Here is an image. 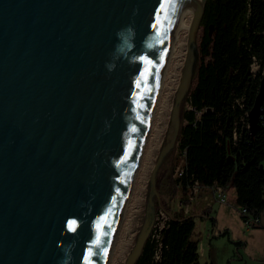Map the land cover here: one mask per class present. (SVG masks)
Instances as JSON below:
<instances>
[{
    "label": "water",
    "instance_id": "1",
    "mask_svg": "<svg viewBox=\"0 0 264 264\" xmlns=\"http://www.w3.org/2000/svg\"><path fill=\"white\" fill-rule=\"evenodd\" d=\"M181 3L0 0V264H104ZM203 3L186 26L172 129L123 264L152 223L155 173L178 132ZM263 95L264 72L250 130Z\"/></svg>",
    "mask_w": 264,
    "mask_h": 264
},
{
    "label": "trees",
    "instance_id": "2",
    "mask_svg": "<svg viewBox=\"0 0 264 264\" xmlns=\"http://www.w3.org/2000/svg\"><path fill=\"white\" fill-rule=\"evenodd\" d=\"M199 26V52L208 59L196 64L189 108L179 110L175 138L184 174L156 178L155 173L153 197L161 181L172 197L177 188L184 192L192 177L202 185L231 186L239 207L264 213V95L255 127L248 124L264 72V0H204ZM158 207L168 216L160 264H198L193 217L187 210L170 212L153 199L154 212ZM151 252L145 239L133 264H150Z\"/></svg>",
    "mask_w": 264,
    "mask_h": 264
},
{
    "label": "rangeland",
    "instance_id": "3",
    "mask_svg": "<svg viewBox=\"0 0 264 264\" xmlns=\"http://www.w3.org/2000/svg\"><path fill=\"white\" fill-rule=\"evenodd\" d=\"M200 35L201 26H198L195 34L196 64L208 59V56H202L199 52L198 42ZM182 58L183 55L171 60L172 63L170 65L172 69H170V72L173 76L169 78L168 88L163 91L164 96H162L164 99L168 96L166 110H164L165 113L162 114L159 120L155 119L152 121V129L147 133L146 143L148 146L145 143L142 151L139 148L141 162L137 166L138 171L136 170L135 182L133 180L130 185L132 186L134 183L133 188L130 187L132 191L127 190V194L129 192L128 199L126 200L128 205L126 204L127 208L125 207L123 212L124 217H122V224L117 235V237L121 235L122 238L124 237V240L126 239L122 256L117 262L113 263L109 261L108 264H123L142 223L146 202L147 178L160 146L167 142L172 129L171 106L175 89L178 88L181 79ZM175 60L176 62L178 61L177 65ZM251 68L254 72L258 71L257 64H252ZM194 83L195 75L193 74L189 88L180 104L181 109L189 108L186 98L192 90ZM176 144L177 142L172 144L171 150L161 160L156 170V178L166 172L169 173L171 178H174L175 172L183 165V154L176 149ZM177 189V194L171 197L164 180L161 181L157 188V196L153 197L154 203L158 201L169 211H175L177 208L182 211L187 210L189 215L193 217V237L197 239L198 264H264V233H262L264 229L245 226L238 213L239 206L230 192L227 193L225 202L216 201L209 195V191H207V193H202L185 204L183 200L184 193L179 188ZM211 219L214 220L213 223ZM223 231H226V233H223Z\"/></svg>",
    "mask_w": 264,
    "mask_h": 264
},
{
    "label": "bare ground",
    "instance_id": "4",
    "mask_svg": "<svg viewBox=\"0 0 264 264\" xmlns=\"http://www.w3.org/2000/svg\"><path fill=\"white\" fill-rule=\"evenodd\" d=\"M196 2H197V0H182L181 7H180L179 13L177 15V19H176V21H175V23H174V25L172 27V31H171V34H170L168 48H167V53H166V58H165V63H164V68H163L161 77H160V79L158 81V84H157V86L155 88L153 101H152V104H151V106L149 108L147 124H146L145 130H144V133L142 135L141 141H140V146H139L140 151H142V147L146 143L147 133L149 132L150 129H152L151 128L153 126L152 125V121L155 120V119L159 120L162 117V114L165 113L164 110H166L165 108L167 106V99H168L167 97L168 96L166 97V99H164V97H162V96H164L163 95V91L166 88H168L167 85L169 83V81H168L169 78L171 76H173V75H171V72H170V69H172V67L170 65L172 63L171 60L172 59H176L177 57H181L183 55V53H184V33H185L187 23L189 21V18H190L191 14H192V11H193V9L195 7ZM175 62H176V60H175ZM177 62H176V65H177ZM174 86H175V84H174ZM180 86H182V79H180L178 88ZM146 145H147V143H146ZM139 162H141V161H140V152H139V149H138L137 162L132 167V170H131V173H130V179L131 180L129 179V186H128L129 189L127 188V190H129V191H132V189L130 187H132L134 185V183H133L132 186H130V185L132 184V182H133V180H134V178L136 176V173L138 171L137 170L138 169L137 166H139L138 165ZM132 171H133V173H132ZM139 174H140V172H139ZM134 182H135V180H134ZM127 190H126V193L124 195V198H123L121 206H120V210H119V213H118V216H117V220H116V223H115V226H114V230H113V234H112L111 240H110L109 245L107 247L104 264H108L109 261H111L113 263L117 262L121 258L122 252H123V248H124V246L126 244L125 243L126 239L124 240V237L122 238L121 235L119 237H117V235H118V232H119V229H120V225L122 224L121 220L123 219L122 217H124L123 216V212H124L126 204H127L126 200L128 199L127 197H128V194H129V192L127 194ZM134 192H135V190H134ZM127 227H129V226H127Z\"/></svg>",
    "mask_w": 264,
    "mask_h": 264
},
{
    "label": "built area",
    "instance_id": "5",
    "mask_svg": "<svg viewBox=\"0 0 264 264\" xmlns=\"http://www.w3.org/2000/svg\"><path fill=\"white\" fill-rule=\"evenodd\" d=\"M245 115L247 114L245 113ZM241 119L243 120V117H241ZM183 174V168L182 166H180V168L175 172V177H181ZM202 188H207L216 201L225 202L226 196L221 186L215 183H212L210 185H202L192 177H188L183 192V200L185 201V204L186 202L193 200ZM238 213L241 217L242 222L247 227H257L261 225L264 215V213L254 214L252 212H249L245 207H238ZM167 221V214L160 207H158L154 212L152 223L146 237L152 248L150 264H160L161 251L163 247L162 231L167 226Z\"/></svg>",
    "mask_w": 264,
    "mask_h": 264
},
{
    "label": "crops",
    "instance_id": "6",
    "mask_svg": "<svg viewBox=\"0 0 264 264\" xmlns=\"http://www.w3.org/2000/svg\"><path fill=\"white\" fill-rule=\"evenodd\" d=\"M183 159H184V156H183ZM183 162H184V160H183ZM175 186L176 187H178L176 184H175ZM205 189V190H204ZM201 191H200V193L199 194H197V196L198 195H200V194H202V193H207V191H209L207 188H202V189H200ZM224 193H225V196H227V193L228 192H230L231 193V195H232V197H233V199L235 200V191H234V189H233V187H231V186H228V187H225L224 189ZM209 193V195H211L212 197H213V195L211 194V192L209 191L208 192ZM177 194V193H176ZM175 194V195H176ZM174 195V196H175ZM214 198V197H213ZM215 199V198H214ZM177 209H179V208H177ZM176 209V210H177ZM175 210V211H176ZM174 210H171L170 212H175ZM184 211V210H183ZM254 228H256V229H264V216H263V218H262V223H261V225H259V226H257V227H254ZM262 233H264V232H262Z\"/></svg>",
    "mask_w": 264,
    "mask_h": 264
}]
</instances>
